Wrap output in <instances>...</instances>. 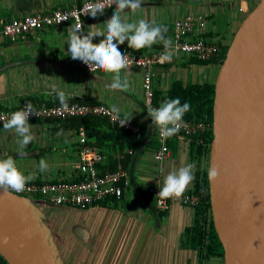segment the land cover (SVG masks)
Instances as JSON below:
<instances>
[{"label":"crops","instance_id":"1","mask_svg":"<svg viewBox=\"0 0 264 264\" xmlns=\"http://www.w3.org/2000/svg\"><path fill=\"white\" fill-rule=\"evenodd\" d=\"M85 0H0V21H12L25 15L51 12L56 9H68L79 5ZM260 0H144L141 9L133 13L125 10L122 17L126 16L128 22L146 19L148 21L155 20L157 24L168 25L173 28V23L187 16L203 15L207 19L209 36L222 34V47L228 46L225 42H232L235 33L241 26L247 15L258 5ZM115 8L105 11L97 17H90L85 21L84 31L88 29L93 31L100 29L106 31V21L111 18ZM72 22L56 27H47L39 31L27 34L25 37L16 41H5L0 43V66L13 61L20 60H38L25 64L16 65L14 67L0 71V110H7L19 107L23 104L41 103L48 101H59L52 88L55 86L64 90L66 94H70V101H86L88 103H104L108 107L113 104L119 107L124 105L122 110L134 111L139 104L137 100L145 103V95L142 86L143 70L137 67H130V71L121 70V77L125 76L129 82V88L126 91L111 90L109 85L112 83V73L101 70V73L94 72L92 75L84 73L79 66L77 60H73L68 52L69 45L67 41L71 34ZM173 32V31H172ZM173 40V34L170 35ZM102 37L94 39V43L99 42ZM229 39V40H228ZM162 44V43H161ZM230 46V45H229ZM118 48H129L127 41L118 45ZM162 47L161 49H163ZM156 45L140 49V52L151 53L158 51ZM134 50V49H132ZM214 65L210 67L209 63H198L193 59L183 56L178 58L174 63L163 67L155 68L156 77L154 78V89L165 91L169 89L176 80L184 84L188 83H215L220 70L218 61L211 62ZM197 65L209 68L207 74L204 72L201 76H192L195 73ZM211 68L215 69V80L210 81ZM137 105V106H136ZM141 108V107H140ZM121 116H125L121 113ZM131 121V119H130ZM148 121V120H147ZM133 123V121H131ZM32 133L39 137L38 145L29 144L24 151L27 156L20 157L17 155L18 139L14 131H5L0 126V158L12 156L17 163V167L26 175L35 173V179L32 181H47L53 176L61 179H72L76 174V163L79 160V142L77 135V126L71 121L62 120H45L29 122ZM135 124V123H134ZM137 125V124H136ZM142 129L148 128L142 122L138 124ZM87 128V127H86ZM45 129L50 132L54 139L44 138ZM35 130V131H34ZM88 131V129H87ZM91 132V133H90ZM41 135H43L41 137ZM56 137V139H55ZM89 142L100 147L105 151V163L101 166V170H110L107 168L108 159L113 157L118 161L119 152L112 149V144L95 143L96 139L92 131L88 132ZM53 143V151L55 154L49 155L51 144ZM194 138H186L179 140L177 138L169 141L170 153L163 161L155 160V152L159 147L156 137V143L147 149L143 154L141 163L136 166V179L140 187L147 190L152 185L163 186V177L170 171H174L185 163L195 164L196 171L200 169V163L197 159L192 158L191 146ZM55 144H60L57 147ZM111 147V151H110ZM53 155V157H52ZM141 157V156H140ZM17 158V159H16ZM18 158H26L19 160ZM45 160L49 164L47 172L39 171L40 160ZM163 168V172L161 169ZM44 178V179H42ZM194 181L189 185L185 192L191 191L194 187ZM129 188H126L125 195ZM47 203V202H46ZM49 204V203H47ZM117 204V203H116ZM115 204V205H116ZM54 207V205L49 204ZM101 207L105 205L93 206ZM141 204L135 199L134 205L129 208L126 217L132 218L134 221L142 223L140 217L135 216L133 212H139ZM57 207V206H56ZM86 208H75L87 210ZM103 209L107 210L106 207ZM38 212V211H37ZM40 212L38 214L41 216ZM42 218V217H41ZM196 219V209L184 206L180 203H173L171 208L160 216V229L154 230L152 226L150 235L153 242L157 245L158 258L157 264H214L211 261L201 258L198 249H194L187 242V230L194 226ZM155 219H153L154 223ZM54 245L59 254L60 264H109L112 251H108L107 244L100 239V248L97 251H87L83 242L79 239L76 246L70 253L64 257L61 255L58 246L54 241V235L49 224L43 221ZM148 225V220L145 219ZM78 227H75L77 231ZM85 235L88 238V244L95 239L89 230L84 228ZM55 232L57 230L55 229ZM131 234L127 233L124 237L125 244H130ZM110 241V238H108ZM74 242V241H73ZM117 242V240H116ZM86 244V243H84ZM131 246H134L133 244ZM148 246V245H146ZM119 255V253L117 254ZM166 255V257H164ZM1 257V256H0ZM112 264V263H111ZM116 264V263H115Z\"/></svg>","mask_w":264,"mask_h":264},{"label":"water","instance_id":"2","mask_svg":"<svg viewBox=\"0 0 264 264\" xmlns=\"http://www.w3.org/2000/svg\"><path fill=\"white\" fill-rule=\"evenodd\" d=\"M35 61H13L0 66V71ZM263 77L264 0H260L235 33L215 82L210 166H218L220 172L216 180L209 181V190L224 264H264V172L259 165L255 109ZM137 103L148 128L129 166L130 185L159 225L160 214L136 179L138 160L156 131L150 127L148 107ZM36 201L0 189V256L7 264H60L48 228L32 204ZM77 229L73 230L77 238L88 243L84 228Z\"/></svg>","mask_w":264,"mask_h":264},{"label":"built area","instance_id":"3","mask_svg":"<svg viewBox=\"0 0 264 264\" xmlns=\"http://www.w3.org/2000/svg\"><path fill=\"white\" fill-rule=\"evenodd\" d=\"M95 2L96 0H85L79 5L68 9H56L51 12L29 14L8 22L0 21V43L5 41H16L32 32L47 27L61 26L69 22H72L73 25L82 23L84 27L85 21L91 16L84 14L79 15V11L84 5ZM114 8L115 4L111 7H107L105 11ZM208 33L207 19L203 15L187 16L176 20L173 23L172 42L173 46L177 49V53L170 63L160 62V57L164 52V48L151 53H143L139 50H132L129 48H119L122 53L128 55L129 60L132 62L130 67H137L143 70L142 86L145 95V105L147 107H159V105L154 102L155 68L172 64L183 56L197 59L201 62L217 61L221 57V42L215 37L209 36ZM84 34H86L85 31ZM77 62L81 69L88 73L101 71L100 69L91 71L89 66L84 62L80 60H77ZM25 105L26 104L12 109L0 110V117L8 118L13 112L24 109ZM31 105H33L38 116L30 114L29 122L63 120L78 116L97 115L108 117L112 123L111 117L107 114L110 107L104 103L70 101L68 102V109L66 110L61 107L59 101L55 100L51 103L41 102ZM121 118L124 117L121 116ZM184 122V127H182L176 135L166 140L161 139L160 129L156 127V137L160 145L155 152V160L163 161L168 156L170 153L169 141L171 139L177 138L183 140L186 138H193L194 136L206 133L208 130L212 129V125L206 121L184 119ZM116 125H119L118 122ZM0 126H3V121H0ZM123 128L138 136L142 135V128L131 121ZM77 135L79 142V160L76 163L77 170L74 178L42 182L31 181L24 191L13 193L35 199H37V196H41L43 200L49 204L71 208H86L124 199L126 188L131 186L129 171L123 168L102 171L100 168L105 163V151L100 146L89 142L88 131L85 126L78 127ZM119 154V157L123 158L126 154L133 155L134 151L128 149L119 152ZM148 191L158 212H167L173 203H180L194 209H197L201 203L200 197L193 194L191 191L185 192L180 199L160 198L158 195L160 186L157 185L150 186Z\"/></svg>","mask_w":264,"mask_h":264},{"label":"clouds","instance_id":"4","mask_svg":"<svg viewBox=\"0 0 264 264\" xmlns=\"http://www.w3.org/2000/svg\"><path fill=\"white\" fill-rule=\"evenodd\" d=\"M144 0H96L95 3H89L80 9L79 15H89L93 18L98 14H103L107 7L115 4V10L110 19L106 21V31L97 29L95 31L88 29L84 34L82 23L71 26V34L67 41L69 45L68 52L73 60H80L87 64L92 70L100 69L107 73H112V83L109 85L111 90L126 91L129 88L127 77H121V70L130 71L132 62L126 53H122L118 45L127 41L128 47L134 50H140L145 47H151L154 44L162 43L164 52L160 57V62H171L177 53L173 46L171 38L166 36L168 27L164 24H157L155 20L148 21L140 19L138 22H128L126 16L122 17L125 10L133 13L141 9ZM66 19V18H65ZM102 37L99 42L93 40ZM63 109H68V100L70 94L64 90L53 87ZM191 110L188 102L181 104L179 98L166 99L158 108L148 107V116L151 118L150 127H159L162 140H166L176 135L184 127V116ZM38 116L33 105H25L24 109L13 112L10 117H0L3 121L5 131H14L19 137L17 155L20 157L27 156L24 149L35 139L29 117ZM83 114V113H82ZM113 124H119L124 127L132 116L121 118V110L115 104L111 105L107 111ZM49 164L45 160H40L39 171L47 172ZM163 172V168L161 169ZM218 166L211 165L208 169V179L210 182L216 180L219 176ZM35 173L25 174L17 167L16 160L12 156L0 158V189L9 193H19L26 189V186L34 180ZM195 179V164L185 163L174 171L168 172L163 177V186L160 187L158 195L162 199H180L188 189L189 185ZM7 238H5V242Z\"/></svg>","mask_w":264,"mask_h":264},{"label":"rangeland","instance_id":"5","mask_svg":"<svg viewBox=\"0 0 264 264\" xmlns=\"http://www.w3.org/2000/svg\"><path fill=\"white\" fill-rule=\"evenodd\" d=\"M217 40L222 41V34H215L214 36ZM229 40V39H228ZM227 45H230L231 42L226 41ZM214 64L210 62V67H212ZM221 67V65H220ZM210 70L209 68H205L202 65H197L195 69V73L192 76H201L202 73H206ZM214 70L211 68V77L210 81L215 80V74ZM98 73H101V71H98ZM217 79V78H216ZM264 84V83H263ZM262 84V85H263ZM260 86L258 90V100L261 96L263 86ZM116 105V104H115ZM124 105L119 104V108L121 110V113L123 115L132 116L131 121L135 124L148 123L147 117L143 110L138 107L134 111H127L126 107H123ZM122 108H126L125 110H122ZM260 111V110H259ZM259 116V114H258ZM124 117V116H123ZM32 127V126H31ZM35 131V130H34ZM44 138L46 139H54L50 135V132L45 129ZM36 135V132H34ZM34 135V134H33ZM35 139L30 143L33 146L38 145L39 137L35 136ZM41 135V137L43 136ZM56 139V137H55ZM153 144L156 143L155 136L152 138ZM51 144V150H49V155L55 154L56 152L53 151V143ZM57 147L60 146V144H55ZM53 157V155H52ZM143 156H141L138 160L139 164L141 163ZM17 159V158H16ZM19 160L26 159V158H18ZM210 146L208 148V151L203 153V156L201 158L197 159L200 163V170H204L205 172H208V169L210 168ZM137 177L138 174L136 173ZM44 179V178H42ZM50 179L53 181L60 180L61 178L58 176H53ZM47 180V181H52ZM144 188V187H143ZM135 199L139 201L141 206H139V212H133L135 213V216L140 217L142 223L134 221L130 217H126L125 214L128 213L129 208L134 205ZM33 200V199H31ZM33 202V201H32ZM31 202V203H32ZM117 203V204H116ZM154 203V202H153ZM34 208L40 212L42 220L45 221L47 224L50 225L52 229V233L54 235V241L56 245L58 246V249L61 253V255L64 257V252L66 255H70L72 249L76 246V241H79L77 236L74 234V228L75 227H82L87 228L89 232L94 235L95 239L91 241V243H86L84 245V248H86L87 251H97L99 250L100 246V239L102 238L104 243L107 244L108 251H112L113 255L109 256L110 263L109 264H157V258H158V250L157 245H154L153 242L151 244L149 243V240H152V237L150 235V229L148 226H152L154 230L160 229V224H156V220L153 223V219H155L154 213L149 210L147 205L145 204L144 200L140 197L139 194L136 193L135 188L131 185L129 187V190L127 191L126 196L122 200L118 201H110L106 203H102L99 205H105V206H99L87 210H80L75 209L71 207H52L49 204H47L43 197L37 196V201L32 203ZM116 204V205H115ZM98 206V205H96ZM103 207H106L107 210L103 209ZM145 219L148 220L149 224L147 225L145 223ZM55 229L57 232H55ZM127 233L131 234L130 244H126L125 238L127 236ZM110 238V241L108 240ZM117 240V242H116ZM74 241V242H73ZM134 246H131V245ZM148 245V246H146ZM119 253V255H117ZM166 257V255L164 256ZM214 264H224V260H219Z\"/></svg>","mask_w":264,"mask_h":264},{"label":"trees","instance_id":"6","mask_svg":"<svg viewBox=\"0 0 264 264\" xmlns=\"http://www.w3.org/2000/svg\"><path fill=\"white\" fill-rule=\"evenodd\" d=\"M166 26L168 27L166 36L170 37V35L173 34V28L168 25ZM155 45L157 49L164 47L161 43H157ZM228 48L229 45L222 47V55L217 60L220 65H222L223 61L225 60ZM193 61L198 63L213 62H201L197 59H193ZM175 98H179L181 104L188 102L191 105V110L185 114L184 119L206 121L212 125L215 83L184 84L181 81L176 80L172 83L169 89L165 91L155 90L154 93V102L159 106L164 100ZM68 102H70V100H68ZM29 103L34 104L32 102ZM48 103H51V101H48ZM62 121H71V123L77 127H87L88 132H93L96 139L95 143L101 144L107 142V144H112V149H114V151L116 149V152H123L125 150L131 149L135 154L136 150L145 139L147 132V129L143 128L142 135L138 136L124 129L123 127H120L119 125L111 123L109 118L106 116H78L70 119H63ZM154 136L156 139V132ZM193 138L194 143H192L191 146L192 158L199 159L201 156H203V153L208 151V148L212 143V129L208 130L206 133L194 136ZM152 140L153 139H151V141L148 143L143 153L152 146ZM134 154H126L119 161L113 157H110L108 159L107 168L110 170L123 168L129 171V166ZM207 173L208 172L200 169L196 171L195 183L191 192L200 197L201 203L196 209L195 224L187 230L186 237L188 244L194 249L199 250L202 259L211 261V263H216L219 260H224V248L219 240L214 226L210 202L209 179ZM140 188L152 200L149 191L146 188ZM159 214L160 216L165 215L163 212H159ZM0 263L7 264V262L2 257H0Z\"/></svg>","mask_w":264,"mask_h":264},{"label":"bare ground","instance_id":"7","mask_svg":"<svg viewBox=\"0 0 264 264\" xmlns=\"http://www.w3.org/2000/svg\"><path fill=\"white\" fill-rule=\"evenodd\" d=\"M263 83H264V77L261 85ZM262 86H263V90L261 96L259 97V100H257L255 103V109L257 113V123L259 128L257 133V137H258L257 148L260 153L259 165L264 172V84ZM257 95H258V91H257Z\"/></svg>","mask_w":264,"mask_h":264}]
</instances>
